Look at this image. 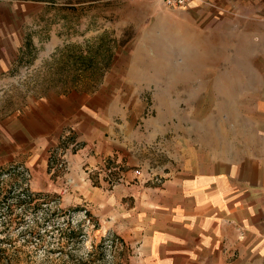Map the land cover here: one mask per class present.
<instances>
[{
  "label": "rangeland",
  "instance_id": "374dc122",
  "mask_svg": "<svg viewBox=\"0 0 264 264\" xmlns=\"http://www.w3.org/2000/svg\"><path fill=\"white\" fill-rule=\"evenodd\" d=\"M221 1L0 0V167L18 164L11 195L40 203L0 226V264L9 252L14 264H264L255 237L143 243L166 222V176L191 163L236 186L243 161L264 162V24ZM28 36L32 61L19 63ZM100 38L98 68L74 62ZM99 92L89 147L72 125L56 135L33 119L61 95ZM233 200L214 193L213 207L228 206L217 222L240 220Z\"/></svg>",
  "mask_w": 264,
  "mask_h": 264
},
{
  "label": "crops",
  "instance_id": "0c3cea01",
  "mask_svg": "<svg viewBox=\"0 0 264 264\" xmlns=\"http://www.w3.org/2000/svg\"><path fill=\"white\" fill-rule=\"evenodd\" d=\"M239 1L225 0L220 4L227 10L236 11L240 7ZM241 11L244 17L259 20L261 26L264 24V0H241ZM81 96L78 99L77 93L61 95L56 99L59 104L56 108L35 112L33 119L48 122L51 133L56 135L61 126L72 125L78 139L87 140L85 148L89 147L90 135L98 129L95 120V111L100 106L98 100H104L106 96L100 92ZM82 125L90 127L89 130H83ZM82 154L83 150L71 153V161L80 160ZM258 160L243 161L237 168V187L227 172L209 173L206 166L194 169L191 163L189 168L183 165L178 172L166 176L163 181L166 222L164 225L158 222L146 231L143 243L236 237H255L259 242H264V162ZM220 189L229 191L233 202L238 201L240 220L230 224L216 221L215 217H220V213H228V206L213 207V195Z\"/></svg>",
  "mask_w": 264,
  "mask_h": 264
},
{
  "label": "trees",
  "instance_id": "16d2710c",
  "mask_svg": "<svg viewBox=\"0 0 264 264\" xmlns=\"http://www.w3.org/2000/svg\"><path fill=\"white\" fill-rule=\"evenodd\" d=\"M42 1V0H39ZM102 38L99 39V42L97 43V46L94 50H90L87 53L85 52H78L75 56H74V62H78V65L80 66H85L87 68L90 67H97L98 68V60H96V54H97V47L101 46L103 44V40H101ZM32 41L30 39V37L28 36L26 38L25 43L23 44L22 47V53L21 55H19L18 57V62H22L23 61V56L24 53H26L24 50H26L30 45H31ZM105 52H104V67L106 69V67L108 68V66L110 65L109 62H111L112 56H113V51L111 46H106L105 48ZM32 61V58H28L25 59V61H23L24 64H28ZM97 78L100 77L102 75L97 74ZM2 174H5V176H1ZM23 176V169L18 165V164H7L5 166L0 167V204L3 201H7L9 198H12L11 201H14V203L10 204L8 203L3 211H4V220L1 221L0 226H3V230L6 226L10 225L11 220H10V216L13 215L16 212V209L19 208L18 213L16 212V214H18L20 216V219H22V221H25L26 218H28V216H30L31 218L35 215H37V206L40 205L39 202H37V194L34 192H30L28 189L26 188H22L20 191H18L16 194L13 193V195H11L12 193V188L15 185L16 182L19 181V179H22ZM10 201V202H11ZM17 207V208H16ZM15 214V215H16ZM8 219V220H7ZM1 232V231H0ZM9 236L8 234H6L5 236H3L0 239V244L1 242H4V240H9L8 239ZM8 242V241H7ZM4 248L0 247V252L3 251ZM2 252L0 253V258L1 257ZM10 255V260L7 264H14V260L16 259V256L14 255V252H9L8 253Z\"/></svg>",
  "mask_w": 264,
  "mask_h": 264
},
{
  "label": "built area",
  "instance_id": "2783aa9c",
  "mask_svg": "<svg viewBox=\"0 0 264 264\" xmlns=\"http://www.w3.org/2000/svg\"><path fill=\"white\" fill-rule=\"evenodd\" d=\"M161 1L164 3L166 7L168 6L170 8H181L184 5H187L193 2H197V3L204 2L205 0H161ZM135 173L137 176L141 174L139 170H136Z\"/></svg>",
  "mask_w": 264,
  "mask_h": 264
}]
</instances>
